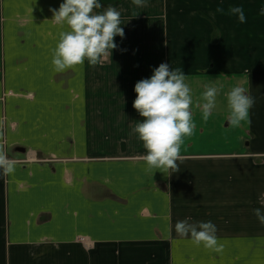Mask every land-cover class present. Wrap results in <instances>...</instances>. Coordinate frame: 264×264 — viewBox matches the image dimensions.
<instances>
[{
    "label": "crops",
    "instance_id": "0c3cea01",
    "mask_svg": "<svg viewBox=\"0 0 264 264\" xmlns=\"http://www.w3.org/2000/svg\"><path fill=\"white\" fill-rule=\"evenodd\" d=\"M61 2L0 0V151L14 164L0 174V264H264V0H101L124 37L97 64L57 72ZM162 62L186 74L195 122L171 174L147 166L131 132L134 85ZM233 86L255 98L238 126ZM185 219L212 221L221 250L178 234Z\"/></svg>",
    "mask_w": 264,
    "mask_h": 264
},
{
    "label": "clouds",
    "instance_id": "9594fccd",
    "mask_svg": "<svg viewBox=\"0 0 264 264\" xmlns=\"http://www.w3.org/2000/svg\"><path fill=\"white\" fill-rule=\"evenodd\" d=\"M147 0H133L143 6ZM101 0H62L58 8H51L52 19L60 25L66 24L67 31L60 33L56 47L52 50V65L55 71L81 65L87 60L97 64L102 57L117 48L114 37H124L121 13L112 6L103 11ZM264 14V8L261 10ZM240 23L246 22L243 7L230 9ZM136 97L133 107L143 117L131 132L142 141L146 150L144 160L149 168L166 174L175 172L181 158V145L185 137L195 130L191 111L192 95L186 83V74L179 68L172 69L168 63H160L152 69L149 77L138 80L134 85ZM218 89L214 84L205 86L202 93V118L208 120L215 108ZM228 116L231 126H238L249 118L255 98L240 86H233L227 93ZM14 164L0 151V174L11 173ZM257 219L264 223V207L253 209ZM175 230L182 236H189L193 244L219 252L223 247L216 236V225L212 221L190 223L188 219L177 221Z\"/></svg>",
    "mask_w": 264,
    "mask_h": 264
},
{
    "label": "rangeland",
    "instance_id": "374dc122",
    "mask_svg": "<svg viewBox=\"0 0 264 264\" xmlns=\"http://www.w3.org/2000/svg\"><path fill=\"white\" fill-rule=\"evenodd\" d=\"M30 155H31V154H29V158H28V156H27V155H26V156H24V158H23V160H22V161H25V162H27V161H31V160H35V161H36V160L45 161V159H41V158L37 159L36 155H35V157H34V155H33V154H32V155H33V157L31 158V157H30ZM25 158H28V159H25Z\"/></svg>",
    "mask_w": 264,
    "mask_h": 264
}]
</instances>
